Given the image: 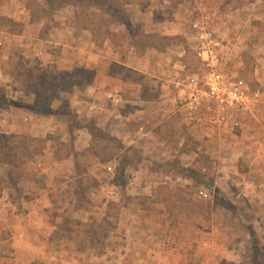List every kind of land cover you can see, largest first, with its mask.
I'll list each match as a JSON object with an SVG mask.
<instances>
[{
    "label": "rangeland",
    "instance_id": "1",
    "mask_svg": "<svg viewBox=\"0 0 264 264\" xmlns=\"http://www.w3.org/2000/svg\"><path fill=\"white\" fill-rule=\"evenodd\" d=\"M217 1L199 0V10L194 12L192 20L202 13L214 18L218 9L225 14L235 9L240 11L236 20L241 27L237 35L238 42L230 40L226 44L227 48L223 45V49L224 53L231 56L229 65L236 62L240 78L247 84L249 92L257 95L254 96L251 114L240 119L243 129L230 131L236 132L237 137L225 131L218 135L216 129L207 130L212 136H206L201 123L194 130L180 125L175 133L166 131L168 143L165 148L170 151L168 156L156 158L154 155V158H145L140 149L129 148L117 153V157H114L117 162L115 166H107L114 172L109 174L104 170L103 164L106 162L97 164L83 152L79 155L80 163L77 166L78 173L84 174L82 181L68 180L71 188L79 192L77 196L87 208L86 213L75 214L71 212L72 207L66 208L65 213L70 216L80 213L86 216L91 212V220L95 222L104 214L105 202L102 199H107L109 203H117L109 211L112 213L111 218L115 216L117 220L124 222L123 232L126 233L129 226L128 218L137 217V229L135 232L130 230L129 234L139 235L145 240H140L137 254L131 253L128 258H123L122 262L125 261V264H133L141 256L148 260L146 253L153 249L160 253L167 264H252L251 256L256 253L259 256L257 263L264 264V161L253 164L254 159H258L254 152L259 149L249 147L250 134L258 133L264 137V20L255 17V14L264 17V0L257 3L253 13L248 4L254 0ZM42 9L47 12L44 17ZM114 9L113 3L102 0H0V30L15 31L16 28L20 29V23L25 26L26 21L38 22L36 19L42 18L48 24L41 29L39 36L41 40H48L56 33L54 30L57 28L58 18L59 23L64 18L70 26L72 21L79 34L82 31H93V37L101 43L106 37L104 31L109 30L110 26L112 31H117L116 26L120 24L117 22L119 17L113 14ZM8 19L18 21L12 29L9 28ZM125 19L129 21L127 17ZM130 25L127 34L136 42L140 40L141 33L137 26ZM115 37L113 42L120 50L119 33ZM230 38L234 39L232 36ZM143 41L150 44L165 42L161 37H146ZM24 56L26 55L22 52L14 53L9 65H5L4 79L0 77V95H5L6 100L16 104L8 108L0 106V134L24 136L14 138L8 148L15 147L18 153H25L26 156L17 169L0 160V235L8 234L6 228L13 224L12 211L16 209L12 206L21 207L22 201L31 197L26 194L27 180L40 169L38 165L54 167L52 151H57L56 157L61 149L66 151L69 146V137L59 128L58 118L36 116L29 111L38 110V107L33 106L34 96L31 93L33 84L38 82L30 79L31 71L34 70L37 76L45 74L53 79L61 73L62 66H29L28 62L23 61ZM186 58V71L202 70L192 50L187 51ZM85 75L76 72L74 77L76 80L89 81ZM60 85V88L68 86L63 82ZM73 90L74 88L67 93H59L55 100L47 98L48 106L54 111L67 109L73 112L69 108ZM42 107H45L44 103ZM75 117L79 123L85 120L83 117ZM59 136L66 139L64 146H59V142L54 139ZM251 150L255 155H249ZM259 154H262L261 150ZM177 166L198 171L202 175L201 181L207 186L177 175ZM172 167L174 170L169 172ZM108 190H113L116 194L109 200L103 196ZM87 195L92 199L89 201V208ZM74 219L63 225L59 224V234L67 235L68 231L76 235L77 229L81 228H77ZM86 225L82 228L83 236L90 235L91 242L81 240L83 242L80 248L84 253H87V248H93L97 258L95 262L104 264L102 253L111 243L105 242L102 228H93L91 223ZM89 226L93 230L87 234ZM248 229L256 232L259 243L256 248L248 237ZM148 236L152 240L147 239ZM128 242L131 243V240ZM223 251L225 257L221 255Z\"/></svg>",
    "mask_w": 264,
    "mask_h": 264
},
{
    "label": "crops",
    "instance_id": "2",
    "mask_svg": "<svg viewBox=\"0 0 264 264\" xmlns=\"http://www.w3.org/2000/svg\"><path fill=\"white\" fill-rule=\"evenodd\" d=\"M116 1L121 4L123 14L129 22L137 26L143 35L161 37L165 42L152 43L151 46L142 48L139 44H132L127 34L128 29L118 24L117 31H112L110 26L103 42L99 43L93 37V31H82L79 34L75 31L72 21L70 26L64 18H61L60 23L58 18L57 28L54 30L56 33L51 35V39L41 40L39 33L48 22L44 19L38 22L23 21L25 26H22L20 33L0 30V77L4 79L5 65H9L16 52L26 55L23 61L28 62L29 66L45 68L49 64H58L62 66L61 72H71L73 69L88 70L92 73L91 83L75 86L73 96L69 98V108L75 116L83 117L96 129L116 139L123 146V151L138 148L145 158H154V155L156 158H162L170 154L165 148L168 143L166 131L175 133L180 125L194 130L198 123L200 124L179 102L180 96L173 84L178 74L191 70L186 71L185 61L189 49L197 59L196 44L189 31L188 22L192 20L194 12L199 10V0ZM258 2L262 1L254 0L248 4L251 13L256 10ZM239 14L240 11L236 9L228 14L218 9L217 16L211 17L223 53V48L230 40L238 42L237 35L241 27L236 20ZM255 17L264 20L261 14H255ZM117 33L120 37V50L113 42ZM231 36L234 39H231ZM173 39L176 41H172ZM53 55L59 57L55 58ZM224 56L231 62L229 53H224ZM235 63L232 66L239 74V67ZM243 127L240 120L239 127L234 129L241 131ZM59 128L69 137L67 142L71 145V152L58 159L53 150L51 158L54 159V167L38 165L40 169L28 178L26 194L31 197L23 200L21 207L12 206L16 209L12 211L13 224L6 228L8 234L0 235V264H99L98 261L95 262L97 258L93 248H87V253H84L76 235L68 231L67 235L59 234V224L71 222L74 218H78L74 221L80 223L92 221L91 212L86 216L80 213L73 217L65 213L66 208L71 207L73 214L86 213L87 210L77 205L79 198L69 181L81 180L84 176L77 171L81 153L91 156L97 164L102 162L87 151L90 135L85 128L69 129L68 125L60 120ZM203 128L206 136H212L207 132L209 129L204 126ZM220 130H217L218 135ZM231 130L233 129H226V132L231 133ZM262 130L264 133V124ZM229 135L237 137L236 132ZM249 140L250 149H259L254 152L257 154L255 158L258 159L252 158L253 164H260V161H264V137L252 133ZM59 142L65 143L66 139L59 136ZM260 150L262 154L258 155ZM249 155L255 154L251 150ZM116 163L115 158L106 162L103 164L104 170L110 164L114 167ZM114 195L116 196L113 190L103 193L104 198L108 200ZM87 198L89 208V201L92 199L88 195ZM102 201L105 202L104 214L99 220H95L97 223L104 217L109 203L107 199ZM127 223L129 226L126 233L123 232L124 222L118 220L114 232L105 237V242H110L111 245L102 253L104 264H123V258H128L131 253H138L140 240L145 239L139 235H130L129 231L133 229L135 232V225L139 221L137 217L131 216ZM146 238L151 239L150 236ZM156 238L157 236L153 237ZM131 245L132 248H129ZM153 250L146 253L148 260L141 256V259L133 264H167L164 258L160 257V253ZM221 255H224V251Z\"/></svg>",
    "mask_w": 264,
    "mask_h": 264
},
{
    "label": "built area",
    "instance_id": "3",
    "mask_svg": "<svg viewBox=\"0 0 264 264\" xmlns=\"http://www.w3.org/2000/svg\"><path fill=\"white\" fill-rule=\"evenodd\" d=\"M189 31L202 70L182 71L174 78L179 102L206 129L226 132L238 128L240 119L251 114L257 94L249 92L237 69L229 65L209 14L202 13L193 19ZM106 172L114 173L110 167Z\"/></svg>",
    "mask_w": 264,
    "mask_h": 264
},
{
    "label": "trees",
    "instance_id": "4",
    "mask_svg": "<svg viewBox=\"0 0 264 264\" xmlns=\"http://www.w3.org/2000/svg\"><path fill=\"white\" fill-rule=\"evenodd\" d=\"M102 1L103 2L110 1L111 3L114 4L115 9L113 11V14H115V17H117V16L119 17V20H117L118 23L124 25L127 29L129 26H131L130 25L131 23L127 19H125L126 16L123 14L122 7H121L120 3H118L115 0H102ZM41 12L43 13V17L47 15L46 14L47 12H45L44 9H42ZM32 16H33V11H31V17ZM40 20H42V18L36 19V21H40ZM8 22H9V28H11V29L14 26H16V24H17L12 19H8ZM109 24H110V22H109ZM19 25H20V29L16 28L15 31L10 30V32L13 34L20 33L22 30V27H21L22 25L21 24H19ZM104 33H105V35H107L108 30L106 29V31H104ZM146 37H149V36L143 35L141 33L140 40H137L135 42V39H133V40L131 39V43L132 44H139L140 47H142V48L151 46L150 43H145L143 41V38H146ZM76 72L81 73V74H86L85 78L88 76L87 79H89V81H86V79H84L83 81L82 80H76L74 77V74ZM250 73H252V72L250 71ZM250 73L248 75H249V77L252 78V75ZM30 75L29 76H30L31 80H33L34 82H36V81L38 82V83H36V85L33 84V86H32L33 88L31 89V93L34 96L33 106L38 107V110L29 109L30 113H32L33 115H36V116L41 115L42 117H44V116H55L60 121H63L65 124H67L69 129L81 128V127L85 128L90 135V143H89V147H88L87 151L89 153H92L94 156H96V158L100 162H108V161L112 160L117 155L118 152L123 151V146L121 145V143H119L113 137H110L109 135H107L105 132L96 129L93 126V124H91L90 122L84 120L83 123H79V121H77L75 119L76 117H75L74 112L68 111L67 109H65V110L60 109L59 111L58 110L54 111L47 104L49 97L53 98L55 100L56 98H58L59 93H64V92L67 93V92H69V90L73 89L75 86L90 84L91 79H92V73L90 71L84 70V69H73L71 72L58 73L55 77H53V79H49L45 74L37 76L36 72L34 70L31 71ZM62 82L65 84H68L67 88H60V86H61L60 83H62ZM5 102H6V104H5ZM43 103H44L45 107H42ZM0 106L2 108H8L10 106H16V104L6 100L5 95H0ZM23 137L24 136H19V135L15 136V135H2V134H0V160H2V162L6 163L7 165L9 164L8 166L11 168L14 167L17 169V166L21 165V163L24 161L23 159L26 156H25V153H23V154L18 153L17 149L15 147L14 148H12V147L8 148V147L12 143L11 141L14 138L19 139V138H23ZM27 138L29 140H31V138H29V137H27ZM54 139L57 142H59L58 137H55ZM59 146H64V143L59 142ZM59 150H60V148H59ZM54 152L56 155L57 151L54 150ZM59 152L60 153L57 154V156H56L58 159L63 158V156L69 155L71 152V145L69 144L68 150L63 151L61 149ZM12 154H14V155H12ZM173 167L171 170H169V172H172L174 170ZM175 168H176V166H175ZM177 168H178V166H177ZM176 172H177L176 173L177 175H180L183 178H188L191 182H197L201 185L207 186L206 184H204L203 181H201L202 175L194 169L178 168V170H176ZM10 173H11V171H10ZM185 173H187V174L185 175ZM78 190H80V189H78ZM78 193L79 192L76 191L77 195H78ZM77 205L80 207H82V206L85 207L84 202H82L80 199L77 202ZM112 206L115 207L116 203H108L105 215L99 223L93 222V221H91L89 223H80V222L75 221L77 228H81V229H77V231H76V237H77L80 244H82L81 242H83V241H81V240H83V239H84V242H86V240L88 242H91L90 241L91 240L90 235H89V237H87L88 235L83 236L82 228L86 227L87 226L86 224L91 223V225H94L93 228H102L104 230L103 238H105L111 231H113L116 228L118 220L115 216L111 218L112 213H111V211H109V208H111ZM88 228H89V230L87 231V234L89 232H92V230H93V228H91V226H89ZM247 234L251 240V243L255 246V248L258 247L259 243H258V239H257L256 233L254 232V230L248 229ZM258 259H259V256L257 255V253L253 254V257L251 256L252 264H258L257 263ZM228 264H232V263H228Z\"/></svg>",
    "mask_w": 264,
    "mask_h": 264
}]
</instances>
